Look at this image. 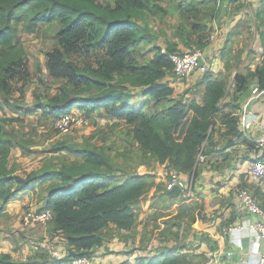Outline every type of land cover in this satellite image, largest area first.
Listing matches in <instances>:
<instances>
[{
  "label": "trees",
  "instance_id": "16d2710c",
  "mask_svg": "<svg viewBox=\"0 0 264 264\" xmlns=\"http://www.w3.org/2000/svg\"><path fill=\"white\" fill-rule=\"evenodd\" d=\"M142 5L141 0H114V4H103L99 0H0V94L9 86L6 79L17 72V60L21 55L12 23L23 21L28 24L25 29L29 31L39 21L59 20L61 45L47 53L49 76L69 81L81 78L90 86L105 91L98 99H88L85 105L67 94L55 96L46 112L57 118L71 112L79 103L81 109L93 111L100 108L107 116L124 118L132 126L127 141L129 150L137 149L145 155H153L168 171L174 169L195 178L197 156L206 154V143L210 140L221 99L226 94L227 82L206 74L200 102L196 99L183 101L174 99L173 88L160 82L162 77L172 74L169 51L155 48L147 63L130 66V48H135L142 40H149L133 19ZM23 8L33 12L30 23L18 14ZM87 35L105 51L97 60L92 77L78 73L63 54L64 49L76 51L80 40ZM261 39L264 43V32ZM126 68L137 71V75L129 79L131 85L141 88L137 103L131 102L133 97L112 85L116 76L122 75ZM256 76L258 90H264V57L256 69ZM235 78L240 89L245 79L239 74ZM147 96L152 101H145ZM0 144L10 152L8 140H0ZM80 155L82 161L77 165L62 166L57 170L42 169L38 173L24 175L14 174L4 163L6 157L3 156L4 161L0 163V198L4 204L18 192L32 190L44 182H54L51 185H55L46 187L47 207L53 211L51 221L55 223V230L71 250L66 257L59 259L61 262L70 263L71 256L87 253L100 245L98 232L110 223L119 229H130L135 220L136 203L155 183V176L149 174H130L123 179L113 177L109 169L103 168L108 163L101 152L83 149ZM179 259L171 252L160 259L133 258L128 262L178 264ZM22 264L43 262L36 259Z\"/></svg>",
  "mask_w": 264,
  "mask_h": 264
},
{
  "label": "crops",
  "instance_id": "0c3cea01",
  "mask_svg": "<svg viewBox=\"0 0 264 264\" xmlns=\"http://www.w3.org/2000/svg\"><path fill=\"white\" fill-rule=\"evenodd\" d=\"M254 1L258 5L264 4V0ZM206 3L205 9L210 12V31L201 47L202 61L214 64L217 69L214 74H207L227 82L226 94L221 99L210 140L206 143V159L198 164L189 193L180 192L175 197L166 194L169 190L167 167L159 164L153 155H149L153 159L151 163L143 162L134 172L120 174L117 178L149 174L158 179H154L155 183L136 203L135 220L130 229H119L110 223L99 230L101 244L91 249L96 264H130L133 258L160 259L171 252L180 257L178 264H185L184 255L188 256L186 264H207L208 256L215 259L212 264H250L263 249L250 228L255 217L245 212L236 191L239 187L248 188L264 207V180L251 179L246 173L249 162L255 158V140L264 125V92L254 93L258 89L256 69L264 57L261 39L264 5L258 10L262 15L254 26L256 34L249 35L253 9L248 2L210 0ZM243 30L247 32L244 34ZM178 48L182 52L190 51L184 45ZM160 49L168 52L174 48ZM237 74L245 79L240 89L237 88ZM204 75L194 71L179 81L170 73L160 82L173 88L174 99L200 102ZM139 98L135 95L131 102ZM244 108L250 114L245 127H241L239 117ZM95 111L97 109L90 112ZM33 190L35 188L16 194L7 203L8 207L18 210L19 205L37 194ZM39 200L37 211L48 208L47 195ZM46 223L13 229L10 235L0 233V264L36 261L35 254L40 245L37 241L55 224ZM229 225H239L241 229L225 232ZM239 244L241 248L237 247ZM228 251L234 252L230 258L226 255Z\"/></svg>",
  "mask_w": 264,
  "mask_h": 264
},
{
  "label": "rangeland",
  "instance_id": "374dc122",
  "mask_svg": "<svg viewBox=\"0 0 264 264\" xmlns=\"http://www.w3.org/2000/svg\"><path fill=\"white\" fill-rule=\"evenodd\" d=\"M99 1L103 4H114V0ZM141 1L143 5L137 10L133 19L140 25L143 33L149 36V40H142L135 45V48H130L132 50L128 61L130 66L147 63L152 58L155 48L169 46L174 48L169 50L171 52L184 53L178 46L184 45L190 51L196 47H203L210 31V12L205 9L206 2L210 0ZM243 1L248 2L247 5L253 9L251 20H249V35L256 34L254 26L262 15L258 13V10L264 4L258 5L254 0ZM18 14L26 19V23H30L33 12L23 8ZM25 25L28 24L23 21L12 23L16 29L15 41L21 55L17 60V72L6 79L9 86L0 94V140H8L11 147L9 152L3 144H0V163L4 161L3 156L6 157L4 163L13 170L14 174L38 173L42 169L57 170L62 166L79 164L82 161L80 151L83 149L103 153L108 163L103 168L109 169L113 177L134 172L143 162L151 163L153 159L148 154L145 155L136 148L135 151L128 149L127 141L130 139L131 125L124 118L107 116L100 108L95 112L80 108V104L85 105L91 98L98 99L105 90L96 89L81 78L69 81L49 76L46 67L47 53L61 45L58 35L61 27L59 20L39 21L36 27L29 31L25 29ZM243 31L244 34L247 32ZM195 37H197L196 41H194ZM104 53L105 51L98 46L95 39L88 35L80 40V47L76 51L63 50L65 59L78 73L86 77L93 76L97 60ZM136 75L137 71L126 68L122 75L116 76L112 83L113 88L122 90L131 97L139 95L141 88L131 85L129 81L130 77ZM65 94L79 100L80 104H75L73 110L86 118V124L74 125L66 131H59L54 127L57 118L51 117L46 111L55 96L60 97ZM145 101H152V98L147 96ZM155 179L158 178L155 177ZM51 183L54 182H45V185H39V188L36 186L38 195L19 205L18 210H12L14 208L12 206L10 209L8 204L2 203L0 198V209H2L0 233L10 235L13 229L29 228L23 226L21 212L40 209L39 198L46 196L48 188L55 185ZM20 193L22 192L17 194ZM46 224H53V222ZM55 229L53 224L43 238L37 241L40 245L34 259H38L43 264H70L54 259L49 253L50 247L48 242H45V238L53 232L60 234ZM2 238L9 237L2 236ZM51 244L62 246L66 251L70 250V246L61 234ZM87 253L93 257L94 251L89 250ZM192 255L195 256L193 252ZM187 257L186 255L182 257L185 264Z\"/></svg>",
  "mask_w": 264,
  "mask_h": 264
},
{
  "label": "built area",
  "instance_id": "2783aa9c",
  "mask_svg": "<svg viewBox=\"0 0 264 264\" xmlns=\"http://www.w3.org/2000/svg\"><path fill=\"white\" fill-rule=\"evenodd\" d=\"M230 1V0H229ZM168 57L173 63L172 75L179 81H182L185 77L198 70L202 74L211 73L214 74L216 72V67L214 64H207L202 61V64L199 63V59L202 58V49L200 47H196L192 51H187L184 53L178 52H170L168 53ZM264 92V90H254V93ZM249 112H247L246 108L243 109L240 117L239 123L241 127H245L247 117L249 116ZM80 114L78 111L72 109L71 112L62 114L54 122L55 129L59 131H66L69 127L83 126L86 124V118ZM260 135L255 140V158H253L247 168V175L251 179L254 180H264V125L260 128ZM206 159L205 154L199 153L197 156V165L203 163ZM194 181V177L191 175L190 177H183L182 174L178 173L174 169H170L168 171V189L172 188L174 185H177L181 192L189 193L192 183ZM236 196L244 208L245 212L253 215L255 217V221L251 224L250 228L254 231L256 236V242L260 243L263 249L257 255L250 264H264V207L258 203L253 193L246 187H239L236 191ZM53 219V211L49 208H44L41 211L29 209L22 215V224L25 227H31L37 223H46ZM241 229V226L229 225L225 232L234 231L237 229ZM57 237H60V234H56L55 232L50 233L45 238V242H48L50 247V255L54 259H63L68 255V251L64 250L58 245H52ZM238 248H241V245H237ZM233 251H228L226 253L227 257H232ZM70 264H95L94 258L88 254H77L70 257ZM215 261L212 256H208L207 264H212Z\"/></svg>",
  "mask_w": 264,
  "mask_h": 264
},
{
  "label": "water",
  "instance_id": "95a60500",
  "mask_svg": "<svg viewBox=\"0 0 264 264\" xmlns=\"http://www.w3.org/2000/svg\"><path fill=\"white\" fill-rule=\"evenodd\" d=\"M199 63L202 64V60L199 59ZM181 192V189L177 186V185H174L172 188H170L166 194L170 197H175L177 196L179 193Z\"/></svg>",
  "mask_w": 264,
  "mask_h": 264
}]
</instances>
